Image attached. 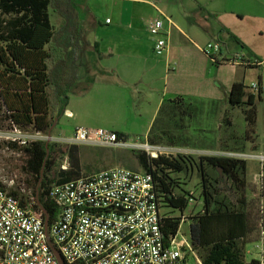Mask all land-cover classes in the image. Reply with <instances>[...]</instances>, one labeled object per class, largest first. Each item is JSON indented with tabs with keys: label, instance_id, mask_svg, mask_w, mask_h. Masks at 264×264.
Here are the masks:
<instances>
[{
	"label": "trees",
	"instance_id": "trees-1",
	"mask_svg": "<svg viewBox=\"0 0 264 264\" xmlns=\"http://www.w3.org/2000/svg\"><path fill=\"white\" fill-rule=\"evenodd\" d=\"M72 5L68 0H0V111L7 113V119L16 128L43 135H48L52 130L54 136V125H58L64 117L70 95L76 93L80 80L78 54L85 47L80 43L83 30L76 23ZM51 7L59 16L65 17V24L60 30L55 29L51 21ZM226 32L234 43L246 48L235 35ZM262 95L258 93L260 100ZM194 101L193 97L184 96L165 99L147 140L153 145L177 143V134H183L186 124L188 126L199 114ZM229 103L233 108L246 107L244 114L249 126L248 135L254 132L257 122L256 96L246 91L244 83L236 82L229 95ZM117 134L120 139L129 141L130 137L126 134ZM8 144L25 156L23 169L30 178L31 196L16 189L10 192L24 207L31 205L36 212L45 211L52 225L58 210L49 198L51 189L67 181L90 176L82 175L81 150L77 146L48 141H36L24 147ZM133 153L143 171L154 180L160 212L165 206L183 215L193 198L174 176L187 174L193 165V157L179 155L153 159L145 152ZM66 155L73 166L59 173L57 180L51 179L49 174L56 169V160ZM45 161L44 177L37 198V185ZM200 163L203 165L204 207L196 223L191 225L193 252L197 253L202 264H258L256 260H245L246 246L255 241L251 238L253 231L247 215L231 208L230 202L217 196L214 184L222 181L219 172L222 170L226 180L238 190H243L247 186L246 161L211 156L203 157ZM204 163L213 169L215 178L205 173ZM85 170L87 173L93 171L89 166ZM183 221V218L174 217L171 212L162 214L161 227L166 240L178 234Z\"/></svg>",
	"mask_w": 264,
	"mask_h": 264
},
{
	"label": "built area",
	"instance_id": "built-area-1",
	"mask_svg": "<svg viewBox=\"0 0 264 264\" xmlns=\"http://www.w3.org/2000/svg\"><path fill=\"white\" fill-rule=\"evenodd\" d=\"M147 30L156 37L155 54L164 56L170 48L164 21L149 22ZM220 45L209 43L204 53L217 61ZM228 62L245 67L261 65L246 62L244 55L239 62ZM251 89L264 94V84L254 83ZM12 132L9 143L23 147L49 140L39 132L23 135L15 126ZM55 138L52 136L51 142ZM57 139L70 146L143 151L153 159L189 153L177 147L125 141L105 129L78 128L71 137ZM63 169H68L67 161ZM49 198L58 214L47 230L42 211H34L31 205L24 207L10 190L0 186V264H59L51 246L64 264H187L186 253H194L191 242L177 240L179 232L169 241L165 239L157 192L149 174L114 167L59 184L51 189ZM258 241L260 256L256 261L264 264V226Z\"/></svg>",
	"mask_w": 264,
	"mask_h": 264
},
{
	"label": "crops",
	"instance_id": "crops-1",
	"mask_svg": "<svg viewBox=\"0 0 264 264\" xmlns=\"http://www.w3.org/2000/svg\"><path fill=\"white\" fill-rule=\"evenodd\" d=\"M68 1L73 4L76 23L83 30L80 43L85 47L78 54L80 80L75 94L82 96L85 93V97L98 94L99 99L105 95L110 101L121 94L128 112L133 113L132 106H137L140 112L135 113V120H130L131 115L127 112L126 121L114 124L108 130L126 134L129 141L148 136L165 99L184 96L202 101L224 100L230 107L232 87L240 82L236 65H230L233 73L222 83L224 93L218 95L210 76L212 66H217V73L226 66L222 60L223 51L217 64H213L204 53L205 47L212 42H219L223 49V38H230L226 31L235 35L246 48L238 46L247 49L251 58L261 64L257 68L264 67V52L246 44L241 27L249 20L259 35L264 36V0H105L109 10L102 17L91 12L88 2L85 5L80 0L79 3L78 0ZM80 7L82 13L84 8L86 17L80 15ZM60 17L65 24V17ZM157 19L164 21L168 32L170 48L164 56L155 54L156 37L147 30L148 23ZM90 52L97 55L92 57ZM104 62L108 67H104ZM97 64L108 69V79L93 78V68ZM115 77L118 79L114 80ZM257 84H264L262 75H259ZM66 112L72 116L68 117ZM66 112V118L76 117L69 106ZM140 125L142 128L139 129ZM60 133L55 128L54 137L73 135L62 136Z\"/></svg>",
	"mask_w": 264,
	"mask_h": 264
},
{
	"label": "rangeland",
	"instance_id": "rangeland-1",
	"mask_svg": "<svg viewBox=\"0 0 264 264\" xmlns=\"http://www.w3.org/2000/svg\"><path fill=\"white\" fill-rule=\"evenodd\" d=\"M90 4L89 8L92 13L97 17L105 16L109 10V5L105 0H80ZM79 3V0L77 1ZM82 3L81 5H84ZM84 5V7H85ZM80 15L82 13V7H80ZM97 12V13H96ZM50 18L55 29L60 30L63 26V19L50 8ZM242 31L244 33V40L247 45H252L255 48H259L264 52V36L261 37L257 30L253 28V23L247 20L246 23L241 24ZM223 51L222 60L225 62L220 72L217 73V66H212L213 73L210 76L211 80L215 84L216 92L220 94L224 93L225 87L222 83L224 80L230 77L233 73V69L230 67L228 60L240 61V56L244 53L246 62L255 63L253 57L249 55V52L241 49L236 43L232 41L228 36L223 38ZM219 43V42H218ZM222 54V52L220 53ZM218 57L221 58V55ZM90 55H97L94 52H90ZM217 57V59H219ZM104 67H108V63H103ZM237 68L238 81L244 83L246 91L256 96V113L257 122L254 127V132L248 135V122L244 114L246 107L241 108H228L224 100L217 101L215 99H207L205 101L194 98V105L199 110V114H196V119L190 122L183 134H177L175 141L177 143H162V146L177 147L187 149L188 156L193 157V165L190 166L187 174L175 175L177 182L183 183L184 189L189 191L190 205L183 213L174 210L169 207L161 208V215L165 213H172L174 217L183 218V223L180 227L177 240L182 239L191 242V225L196 223L199 213L203 211L204 198L202 195V168L200 163L203 157H226L231 159L244 160L247 163L246 181L247 186L243 190H238L229 180H226L222 174V181H218L215 184L217 188V196L224 199L226 202L231 203V208L236 211L244 212L249 220V225L252 229L251 238L254 242L246 246L245 260L251 262L252 260H258L260 256L259 237L261 234L262 226H264V95L261 100L258 98V93L253 91L250 87L254 83H259V75L263 76L264 80V67L257 68L254 66H235ZM101 68L99 64L93 68L92 75L95 80L98 78L110 77L107 70ZM118 79L117 77L114 80ZM216 81V82H215ZM93 82V81H92ZM90 82V83H92ZM164 84H162L163 86ZM93 95V94H92ZM79 96L75 93L70 95L69 109L75 112V118L62 117L59 125H54V128L61 131L62 136H70L75 132L77 128L86 129H99L103 128L111 130L114 124L123 123L128 119V108H125L126 101L123 95H115L111 101L105 99V95L102 99L96 96ZM204 102V105H201ZM153 104V103H152ZM199 104V105H198ZM228 108V109H227ZM132 112L129 111L131 117L130 120H135V113L140 112L137 106H132ZM7 113L0 111V184L6 187L8 190L16 189L24 195H30V178L26 175V171L23 169L25 163V156L20 150L11 148L8 144L7 138L13 133V124L7 119ZM57 126V127H56ZM142 128L141 125L138 127ZM19 129V128H18ZM23 135H32V131H24L19 129ZM57 134V133H56ZM149 135V134H148ZM250 136V137H248ZM148 136L144 139H135L130 141H139L140 144L148 142ZM52 142L62 144L57 138ZM66 146V144H62ZM70 146V145H68ZM23 147V146H21ZM79 147V158L83 166L82 175H91L95 172L114 168L123 167L131 169L135 172L142 170L138 160L132 150L124 149H104V148H91L86 146ZM143 152V151H139ZM146 153V152H145ZM147 154V153H146ZM68 162V169H63L64 163ZM125 162V163H124ZM56 169L49 174L51 179L57 180L58 174L70 170L73 166L71 159L68 155L65 157H59L56 160ZM89 166L93 171L87 173L85 168ZM204 171L206 174L212 175L215 178V173L206 163H204ZM191 169V170H190ZM185 184V185H184ZM189 198V199H190ZM191 244V243H190ZM187 264H199V258L197 253H186ZM201 262V261H200Z\"/></svg>",
	"mask_w": 264,
	"mask_h": 264
},
{
	"label": "water",
	"instance_id": "water-1",
	"mask_svg": "<svg viewBox=\"0 0 264 264\" xmlns=\"http://www.w3.org/2000/svg\"><path fill=\"white\" fill-rule=\"evenodd\" d=\"M53 128H54V127H53ZM53 128H52V129H53ZM48 137H49L48 143H50V142H51V139H52V130L49 132ZM46 161H47V159H46ZM46 161H45V163H44V167H43V169H42V171H41V177H40L39 184L37 185V198H38V196H39L40 187H41V184H42V181H43V177H44ZM219 172L222 173V170H219ZM38 205H39V207H40V203H39V202H38ZM40 208H41V207H40ZM41 211H42V210H41ZM42 212H43V213L45 214V216H46L45 226H46V229L48 230V228H49V217H48V214H47L45 211H42ZM51 247H52V250H53V252H54V254H55V256H56V258H57L59 264H64L63 260L61 259L60 255L56 252V250L54 249V247H53V246H51Z\"/></svg>",
	"mask_w": 264,
	"mask_h": 264
}]
</instances>
